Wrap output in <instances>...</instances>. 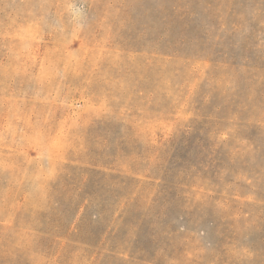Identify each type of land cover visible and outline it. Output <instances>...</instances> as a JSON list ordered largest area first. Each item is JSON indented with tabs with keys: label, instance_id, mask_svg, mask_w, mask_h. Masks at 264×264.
<instances>
[{
	"label": "rangeland",
	"instance_id": "obj_1",
	"mask_svg": "<svg viewBox=\"0 0 264 264\" xmlns=\"http://www.w3.org/2000/svg\"><path fill=\"white\" fill-rule=\"evenodd\" d=\"M0 264H264V0H0Z\"/></svg>",
	"mask_w": 264,
	"mask_h": 264
},
{
	"label": "trees",
	"instance_id": "obj_2",
	"mask_svg": "<svg viewBox=\"0 0 264 264\" xmlns=\"http://www.w3.org/2000/svg\"><path fill=\"white\" fill-rule=\"evenodd\" d=\"M164 33H160L159 37L154 39L156 44H159L161 42V39L164 38ZM224 142V141H223ZM93 143L96 145V149L102 150L110 147L112 144L111 142V134L106 133L104 134H97L94 139ZM88 151V149L86 150ZM97 157L100 155V153H96ZM95 162L96 159L93 158V160H89L86 162V164L82 166H69L70 168H75L76 173L78 174L77 179L73 182L72 188L68 192V203L65 208L62 209L63 213L70 215L73 221V228L75 229L74 232H77L78 229H80V226L82 225V220L84 218V212L88 210L90 207H93L92 205L96 206V211L94 216H100L102 214L103 210H100V204H97V191L100 186V183L102 182V179L109 178L110 176H115L114 174L107 173L104 170H101L99 166ZM215 162V159L210 160V163L213 164ZM66 168V167H65ZM109 169H112L110 167H107ZM64 176V175H63ZM67 180H69L68 174L65 175ZM62 189V188H61ZM83 211V212H82ZM40 212V211H39ZM57 221V220H56ZM46 223V222H45ZM58 224H54L55 227H59ZM38 225H43L42 222H39ZM38 232H44L41 230H37ZM72 234V233H71ZM67 239H69V236H64ZM135 242H136V236H135ZM144 248H141V251H143Z\"/></svg>",
	"mask_w": 264,
	"mask_h": 264
}]
</instances>
